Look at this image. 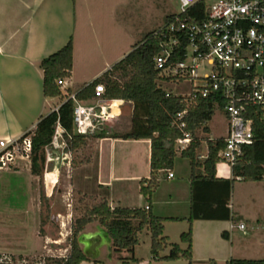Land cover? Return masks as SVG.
Instances as JSON below:
<instances>
[{"label": "trees", "instance_id": "obj_1", "mask_svg": "<svg viewBox=\"0 0 264 264\" xmlns=\"http://www.w3.org/2000/svg\"><path fill=\"white\" fill-rule=\"evenodd\" d=\"M169 19V18H168ZM147 33L144 38L133 45L132 50L120 61L116 62L100 77L86 84L77 92L79 99H89L95 95L98 84L105 86V97L124 99L133 103V115L130 129L122 133H109V128L100 130L90 136L92 138L116 137L123 139H150L151 159L150 177L140 180V193L146 199L143 207L116 206L111 208L106 198L88 207L71 225L70 253L66 257H48L45 264H81L88 257L80 246V234L85 227L97 222L105 228L116 251L133 252L139 244V234L144 230L150 232V249L156 259L175 261L188 260L192 264L193 223L197 219L230 220L234 219L230 208V200L234 183L242 181L264 180V118L260 108H250L247 117L253 120L252 130L254 141L245 147L243 156L232 167V178H217L216 163L218 152L224 147V138L208 139V154L203 161L197 156L205 136L198 131L209 133L207 125L215 112V105L221 107L220 97L211 95L198 97L191 101L167 91L159 84L158 70L155 68L154 57L160 51L159 39L155 32ZM73 64V42L70 39L63 47L43 58L40 67L43 70V93L46 97H61L62 104L57 110L39 118L32 133V151L30 169L32 174L43 175L45 165V146L52 140L56 125L60 123L65 130L68 149L74 151L87 142L86 135L73 131V101L67 96L72 93L66 88L63 93L57 80L69 78ZM118 74V76L116 75ZM67 98V99H65ZM65 99V100H64ZM188 110L184 117L185 126H180L177 114ZM26 133V134H27ZM186 134L191 137L190 143L181 148L178 140ZM180 153L182 158L190 162V206L186 219L187 230L181 232L180 241L187 246L182 248L177 242H170L164 234L165 221H177L182 218L161 216L153 210V195L159 185L158 173L171 171ZM222 232L226 238L228 236ZM170 247L169 253L160 256V252ZM132 259L135 260L134 257ZM0 264H32L0 261ZM123 264H130L124 260ZM227 264H264L262 259L230 258Z\"/></svg>", "mask_w": 264, "mask_h": 264}, {"label": "crops", "instance_id": "obj_2", "mask_svg": "<svg viewBox=\"0 0 264 264\" xmlns=\"http://www.w3.org/2000/svg\"><path fill=\"white\" fill-rule=\"evenodd\" d=\"M126 5L127 0H0V139L17 138L34 129L41 116L57 110L62 104L61 97L44 95L43 70L40 62L63 47L70 39L73 42V64L65 88L70 89L72 93L100 77L132 50L133 45L130 49L128 43ZM116 100L123 104L121 116L125 109L133 110L131 101ZM224 117L226 121L224 133L218 138H225L228 132L225 112ZM208 127L210 131L205 134L212 132V128ZM214 139L215 137L212 140ZM93 147L94 168H91L90 172H83L84 179H94L97 187L103 192L102 197L107 199L111 208L145 206L146 199L140 193V180L150 177L151 174L150 139L108 136L94 138ZM207 154L208 146L206 152L201 153L200 161H203ZM88 165L90 168V164ZM177 165L176 158L174 168L171 170L173 177L168 176L169 171L158 173L159 185L153 195V210L156 214L182 218L177 221H165L164 234L168 235L170 242L173 241L167 231V223H180L181 232L189 227L188 221L183 218L189 214L190 163L188 167L186 166L188 177L181 186L184 190L185 209L183 208L180 213L177 209L160 207L161 204L178 206V199L181 197L177 189H180V182L174 181L177 176L175 169ZM27 169H30V165H27ZM47 174L48 172L45 173L43 189L44 197L49 199L52 194H48ZM216 177L232 178V170L228 176L219 173L216 168ZM162 189L163 195L160 193ZM229 206L234 215L232 195ZM218 223L230 225L224 227ZM233 223L238 225L244 222L242 219L236 221L235 215L234 219L230 220H195L192 264H218L219 258L227 263L232 258L233 243L230 238L234 229L231 228ZM91 224L93 223L87 227ZM88 231L87 228L84 229L80 237L84 235V238L98 243L97 230L89 233ZM224 231L228 238L222 235ZM177 243L182 248L187 246L181 241Z\"/></svg>", "mask_w": 264, "mask_h": 264}, {"label": "rangeland", "instance_id": "obj_3", "mask_svg": "<svg viewBox=\"0 0 264 264\" xmlns=\"http://www.w3.org/2000/svg\"><path fill=\"white\" fill-rule=\"evenodd\" d=\"M126 6L128 43L131 49L147 33L160 29L170 16L178 13L180 0H127ZM163 86L174 94L189 93L191 90L189 82H168ZM132 115L133 110L125 109L118 120L105 127L109 128L108 134L128 131ZM225 122L224 110L216 104L214 115L207 124L212 132L204 134L199 130L198 134L219 139L224 133ZM93 142L94 138L89 135L86 144L77 150L72 151L65 145L64 149L54 151V159L47 167L44 165L42 176L34 175L31 169H27V165H31L27 159L19 160L9 169L0 170V261L45 264L48 257L63 258L69 255L72 222L103 198V192L94 179H84L83 172H90L94 168ZM178 146L181 145L178 143ZM207 146L205 138L198 149L199 160H202L201 153L206 152ZM177 161V176L174 181L180 182L177 193L181 198L178 199V206L173 205L174 208L165 204L160 207L177 209L181 213L185 205L181 186L188 177L186 166L190 162L180 156ZM216 168L223 175H231L232 168L219 159ZM46 172L49 179L48 194H52L49 199L44 197L43 189ZM160 193L163 195L164 190ZM232 204L236 221L242 219L246 225L245 229H238L236 223L231 231L232 257L264 258V181H236L232 189ZM229 225L230 223H223L221 226ZM181 226L180 223H167V231L173 242L180 241ZM86 228L88 233L97 230L99 240L94 243L89 238H84V235L80 237V246L88 257L81 264H123L128 259L130 264H188V260L183 258L175 261L156 259L151 253L150 232L147 230L139 234V244L133 252H129L116 251L105 228L97 222ZM169 250L160 252V256L168 254ZM218 264L227 263L219 258Z\"/></svg>", "mask_w": 264, "mask_h": 264}, {"label": "built area", "instance_id": "obj_4", "mask_svg": "<svg viewBox=\"0 0 264 264\" xmlns=\"http://www.w3.org/2000/svg\"><path fill=\"white\" fill-rule=\"evenodd\" d=\"M155 34L161 49L154 64L161 86L189 82V93L175 95L191 101L211 95L221 98L228 132L218 159L232 168L254 141L249 109L260 108L264 118V0H180L179 12ZM66 80H57L64 94ZM105 91L101 83L92 98L82 100L75 93L67 96L73 101L74 133L89 136L120 118L123 104L105 97ZM166 91V95L171 92ZM187 112L177 114L181 127L185 126ZM27 132L17 138L0 139V170L11 168L19 160H30L32 133ZM190 141L186 134L178 140L179 147H186ZM65 145V130L58 123L44 148L46 167L54 159L53 152ZM168 176L173 177V172ZM237 227L245 229V224Z\"/></svg>", "mask_w": 264, "mask_h": 264}, {"label": "bare ground", "instance_id": "obj_5", "mask_svg": "<svg viewBox=\"0 0 264 264\" xmlns=\"http://www.w3.org/2000/svg\"><path fill=\"white\" fill-rule=\"evenodd\" d=\"M118 104V103H117ZM117 106V105H116Z\"/></svg>", "mask_w": 264, "mask_h": 264}]
</instances>
